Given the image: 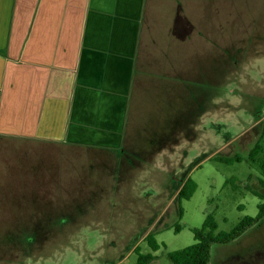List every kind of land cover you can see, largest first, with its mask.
Here are the masks:
<instances>
[{"label":"crops","instance_id":"1","mask_svg":"<svg viewBox=\"0 0 264 264\" xmlns=\"http://www.w3.org/2000/svg\"><path fill=\"white\" fill-rule=\"evenodd\" d=\"M251 59L264 0H0V220L79 211L53 179L69 157L128 204V173L196 136L214 61Z\"/></svg>","mask_w":264,"mask_h":264},{"label":"rangeland","instance_id":"2","mask_svg":"<svg viewBox=\"0 0 264 264\" xmlns=\"http://www.w3.org/2000/svg\"><path fill=\"white\" fill-rule=\"evenodd\" d=\"M220 69L214 61L211 109L200 114L196 136L186 132L174 152L156 164H142L128 173L129 185L117 187L119 197L129 192L128 204L110 195L117 179L109 168L95 170L85 161L84 171L69 157L68 169L63 164L57 173L54 164L53 179L68 185V195L83 205L64 219L0 220V264H136L138 246L153 253L156 264H173L169 253L194 244L193 230L208 215L224 232L246 216L256 217L263 201L252 191L264 194V178L249 156L263 130L264 59L223 61ZM238 156L243 161L229 165L215 159ZM189 178L197 190L180 201ZM232 179L237 190L226 185ZM98 183L106 186L100 189ZM34 228L45 235H32ZM149 234L161 245L157 252L145 241ZM210 264H264V220L238 240L214 245Z\"/></svg>","mask_w":264,"mask_h":264},{"label":"trees","instance_id":"3","mask_svg":"<svg viewBox=\"0 0 264 264\" xmlns=\"http://www.w3.org/2000/svg\"><path fill=\"white\" fill-rule=\"evenodd\" d=\"M264 139V123L262 136L254 149L251 151L249 161L252 165H257L259 172L264 178V146L261 141ZM217 161L224 164H233L235 162H242L241 157H219L215 158ZM233 180H228L226 185L233 184L234 190L237 187ZM261 185L264 188V179H260ZM197 190V184L189 178L179 192V200L191 199ZM256 196L263 201L259 205V214L256 217L246 216L229 232L219 231V226L213 215H208L200 229H194L195 243L180 250L169 253V259L173 264H210L211 252L214 245L230 244L240 237H242L248 230L258 225L264 220V194L252 191ZM183 211L181 210V216ZM177 232L180 228L177 227ZM145 241L153 252H157L161 245L157 241L155 235L149 234ZM137 254L136 264H156L157 257L153 253L144 254L138 246L134 251Z\"/></svg>","mask_w":264,"mask_h":264}]
</instances>
